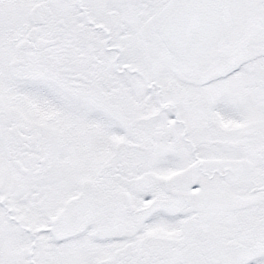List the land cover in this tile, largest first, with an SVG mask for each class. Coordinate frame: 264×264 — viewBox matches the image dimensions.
Instances as JSON below:
<instances>
[{"label": "snow or ice", "instance_id": "obj_1", "mask_svg": "<svg viewBox=\"0 0 264 264\" xmlns=\"http://www.w3.org/2000/svg\"><path fill=\"white\" fill-rule=\"evenodd\" d=\"M0 264H264V0H0Z\"/></svg>", "mask_w": 264, "mask_h": 264}]
</instances>
